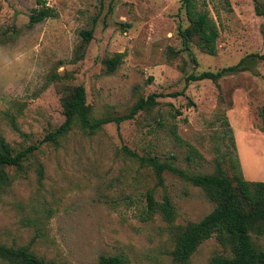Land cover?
Segmentation results:
<instances>
[{
	"label": "rangeland",
	"instance_id": "374dc122",
	"mask_svg": "<svg viewBox=\"0 0 264 264\" xmlns=\"http://www.w3.org/2000/svg\"><path fill=\"white\" fill-rule=\"evenodd\" d=\"M41 1L0 0V132L12 149L37 146L19 168H4L12 182L0 192V243L62 264H96L106 255H122L124 264H180L171 257L173 229L213 205L171 172L159 182L121 147L188 173H212L218 164L230 180L234 162L245 179L264 180V60L250 56L263 53L256 0H197L218 29L216 55L193 42L183 46L182 0H43L55 16L29 26ZM87 29L84 42L80 31ZM118 52L120 64L106 72L104 60ZM244 57L215 82L184 86L188 74L216 73ZM60 83L82 85L96 119L123 115L148 94L155 105L92 135L74 127L53 147L42 138L64 120ZM146 193L156 203L168 197L169 224L157 213L146 217ZM250 238L264 250V234ZM216 254L225 255L207 238L182 264H209Z\"/></svg>",
	"mask_w": 264,
	"mask_h": 264
},
{
	"label": "trees",
	"instance_id": "16d2710c",
	"mask_svg": "<svg viewBox=\"0 0 264 264\" xmlns=\"http://www.w3.org/2000/svg\"><path fill=\"white\" fill-rule=\"evenodd\" d=\"M102 1V0H101ZM226 5L228 0H221ZM184 15L187 26L178 31L181 42L185 48L190 42L210 55H216V40L218 29L215 22L209 16L208 10L200 5L197 0H182ZM255 11L257 15L264 18V10L256 0ZM42 5L33 10L28 18V25L32 26L41 22L47 17L55 16L52 8ZM91 29L80 31L84 42L90 40ZM263 53H253L264 60ZM124 53L118 52L104 60L106 72L114 71L122 60ZM246 57L231 67L223 68L218 72L202 71L199 74H188L184 78V86L189 81L210 79L216 81L221 76L239 69ZM52 80L60 81L61 77L53 73ZM56 89L61 96L59 103L64 116L62 123L52 131H49L42 138L53 147H57L60 139L69 133L74 127H78L85 135H92L99 131L106 123L115 122L119 125L122 121L132 119L138 111L151 109L154 105L153 94L145 98H137L123 115L106 116V118H93L90 114L89 105L86 103V95L82 85L60 83ZM183 94V89L172 93V95ZM261 129L264 131V113L261 109ZM14 131L21 137L23 134L12 115H7ZM1 131V130H0ZM173 135L176 128L172 129ZM37 146L30 145L24 149H12L0 132V192L10 186L12 179L7 175L4 168L12 166L19 168L24 159H28ZM122 152L129 157L136 159L139 164L147 165L152 169L159 182L164 171L181 177L192 185L199 187L210 200L213 208L197 221L186 222L182 226L173 229L174 247L171 257L175 263H186L199 245L207 238H214L222 248L225 255H213L209 264H264V250L257 246L250 238V233L256 236L264 234V180L250 181L245 179L237 164L232 162V177L230 180L225 176L222 168L216 164L212 173H188L176 168L170 162H159L154 157L139 156L134 151L121 147ZM37 175L41 177V169L37 167ZM157 213L161 220L169 224L173 220V210L168 197L163 196L160 203H156L152 193H146V217L150 218ZM126 262L122 255L101 256L96 264H124ZM0 264H62L53 260L42 259L36 256L27 247L7 246L0 243Z\"/></svg>",
	"mask_w": 264,
	"mask_h": 264
}]
</instances>
